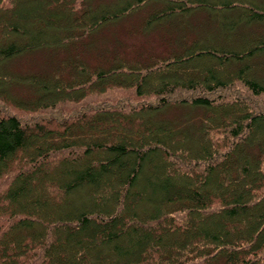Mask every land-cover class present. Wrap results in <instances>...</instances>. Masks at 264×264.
Returning a JSON list of instances; mask_svg holds the SVG:
<instances>
[{
    "label": "trees",
    "instance_id": "obj_1",
    "mask_svg": "<svg viewBox=\"0 0 264 264\" xmlns=\"http://www.w3.org/2000/svg\"><path fill=\"white\" fill-rule=\"evenodd\" d=\"M16 1L0 0V264H264V0H46L64 9L46 30ZM84 185L99 195L72 202Z\"/></svg>",
    "mask_w": 264,
    "mask_h": 264
},
{
    "label": "rangeland",
    "instance_id": "obj_2",
    "mask_svg": "<svg viewBox=\"0 0 264 264\" xmlns=\"http://www.w3.org/2000/svg\"><path fill=\"white\" fill-rule=\"evenodd\" d=\"M48 1H50V0H48ZM214 2H216L217 4L218 3H221L220 2V0H213ZM250 1V0H249ZM44 2H46V0L44 1V0H30L29 2H24L25 3V5H26V7H27V9H25V8H23V0H17L16 2H15V5H13V6H10V7H8V8H6V10L4 9V11H7V13L9 12V14H11L12 15V13H15L16 11H18L19 10V6L22 4V6H20V7H22V9H25V10H27L26 11V18H25V21H27L28 20V22H27V24L29 25V27H31V29H34V30H38V29H42V30H46V27H36L35 26V24H34V22H35V20L37 19V18H40V16H47V14L50 12V11H60V13L61 12H63L64 11V9H63V7L60 5V4H56L55 5V7L54 8H50L49 7V9H48V6H46V3H45V9H46V12L45 11H42L43 9H41L40 10V8L44 5L43 3ZM264 4V3H263ZM50 10V11H49ZM242 16H244V15H242ZM194 17V16H193ZM195 18V17H194ZM15 19H18V21H21L22 20V18L21 17H17V18H15ZM242 21V20H241ZM240 21V22H241ZM239 22V23H240ZM59 24V23H58ZM237 25V24H236ZM238 25H241V24H238ZM245 24H243L240 28L243 30V32L244 31H248L250 28L249 27H247L246 25L244 26ZM203 28V29H202ZM201 29L199 28V29H197L196 30V32H195V30H194V36L198 39V35H199V33H200V30L201 31H205V29H206V26H204V27H202ZM237 31V30H236ZM239 32V31H238ZM246 33H243V35H238V33L237 32H233V34H223V33H221L219 36H217V35H214L213 34V36H216V37H214L213 39H214V41H215V43L217 44V46H219V44H220V41L222 42H224V41H226V40H229V39H231V40H234V41H236L237 43L238 42H244L245 40H244V36H247V35H245ZM209 33L208 34H204L202 37H201V39L200 40H202V41H204V40H210V36L211 35H209ZM240 36V37H239ZM222 45V44H221ZM237 47V46H236ZM202 62H204V63H209V64H211L215 69H217V68H219V65H218V63L216 62V60H211V59H207V58H205V59H202L201 60ZM25 63V64H24ZM23 64H24V66H26L27 65V61L26 60H24L23 61ZM260 70H262L261 71V75L263 76V78H264V68H260ZM3 85L5 86V87H7L9 90H10V93L12 94V95H14V96H18L19 95V88H16V87H14V86H12L10 83H7V81L5 82V81H3ZM9 86V87H8ZM0 89L2 90V86H0ZM70 103H73V102H70ZM88 105V107H91V106H89V105H92V104H87ZM67 109H69V111H70V114L73 112V110L70 108V105H68V108ZM68 112V111H67ZM3 113H9L8 111H4L3 110ZM118 168L119 167H116V168H114L113 169V172H115L116 174H118L119 172H120V170H118ZM49 172V176L50 177H52V176H54V173H53V170L51 169L50 171H48ZM150 174H149V172H146V171H143L142 173H141V179H140V181L138 182V186H139V188L138 189H140V188H142V185L144 184V179L147 177V176H149ZM60 179V177H57V179ZM173 180L174 181H177V182H179V179L175 176V177H173ZM42 183L40 184H38L37 186L36 185H34L33 187H31V189H33L32 191H31V195L28 197H26V199L27 200H29L30 198L31 199H33L32 198V196H39L40 198H37V199H44L45 197H46V195L48 194L47 193V191H48V189H49V187H50V185H49V183L48 182H44L43 180L41 181ZM105 185H108V181H106L105 183H104ZM110 190H113V189H110ZM109 190V191H110ZM99 189L98 188H96V187H93V186H89V185H84V186H82V187H79L78 188V190L74 193V194H69L68 195V198H70V200L72 201V202H79L80 200H83V199H85V200H88V199H93V198H95L97 195H99ZM113 192V191H112ZM51 196H52V194H51ZM62 196V195H61ZM141 197H142V202L143 203H145V204H143V206L145 205V207H143V211L141 212L140 211V213H143V214H147V213H149V212H151V211H153V207H152V205L151 206H149V203L148 204H146V202H148V199H149V197H150V194L149 193H143V196L141 195ZM65 198H66V195L65 196H62L61 198H59L57 201H56V203H57V205H59V208H61V209H64L65 208ZM51 201V200H50ZM49 202V201H48ZM52 202H53V199H52ZM50 203V202H49ZM152 203V202H151ZM51 204V203H50ZM53 205H56L55 204V202H53L52 203ZM154 204V203H153ZM23 205V204H22ZM147 205V206H146ZM23 207H25V206H23ZM147 207H149V208H147ZM148 209V210H147ZM56 211L58 212V210L56 209ZM59 211H61L60 209H59ZM57 212H55V213H57ZM43 214V217H44V215H48L46 212H42ZM120 239H122V237H120ZM111 242L110 243H108L107 244V242H106V239H105V236L104 235H102L101 237H100V239L99 240H96V245H97V248H105L106 247V249H107V246H111ZM70 248H72V247H70ZM69 247H65V249H66V254H70L71 253V249H70ZM92 260V259H91Z\"/></svg>",
    "mask_w": 264,
    "mask_h": 264
},
{
    "label": "bare ground",
    "instance_id": "obj_3",
    "mask_svg": "<svg viewBox=\"0 0 264 264\" xmlns=\"http://www.w3.org/2000/svg\"><path fill=\"white\" fill-rule=\"evenodd\" d=\"M259 194V193H258ZM260 195V194H259ZM257 197H259V196H257Z\"/></svg>",
    "mask_w": 264,
    "mask_h": 264
}]
</instances>
